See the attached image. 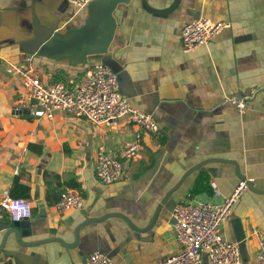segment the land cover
Instances as JSON below:
<instances>
[{
	"label": "crops",
	"instance_id": "crops-1",
	"mask_svg": "<svg viewBox=\"0 0 264 264\" xmlns=\"http://www.w3.org/2000/svg\"><path fill=\"white\" fill-rule=\"evenodd\" d=\"M117 28L108 53L73 67L35 53L54 31L79 25L85 9L68 0H0V192L22 190L30 201L33 239L58 237L70 243L87 218L110 215L78 231L75 247L52 241L28 250L38 264H84L93 250L116 264H156L176 252L172 209L178 202L229 195L240 180L232 163L211 161L189 173L162 204L166 191L191 166L210 157L231 159L255 187L264 189V0H129L114 12ZM207 18L226 21L206 45L182 48L184 22ZM28 63L41 80L75 87L96 62L116 74L119 89L132 106L151 114L159 132L142 130L127 117L94 123L56 114L51 119L18 113L25 93L13 65ZM245 95L239 113L226 95ZM139 136L136 159H122L120 179L102 183L94 172L95 151L103 145L119 155L124 143ZM74 174L84 203L58 213L55 205L65 181ZM214 181L221 196L203 191L190 196L199 175ZM20 186L13 187V181ZM73 188V187H72ZM13 221L0 207L1 228ZM264 234V192L246 188L221 225L222 236L237 242L241 264H258L257 239ZM31 238V239H32ZM242 244V248L240 247ZM207 262V255L203 254ZM3 264V263H0Z\"/></svg>",
	"mask_w": 264,
	"mask_h": 264
},
{
	"label": "built area",
	"instance_id": "built-area-1",
	"mask_svg": "<svg viewBox=\"0 0 264 264\" xmlns=\"http://www.w3.org/2000/svg\"><path fill=\"white\" fill-rule=\"evenodd\" d=\"M76 10L85 9L91 0H68ZM226 21H212L199 18L183 23L180 30L182 48L189 51L208 44L223 28ZM29 58L13 65V70L22 80L26 89L19 94L14 111H28L35 117L53 118L56 114L84 118L94 123L106 122L119 117H127L142 130L157 134L159 127L154 117L132 106L119 89L117 74L106 64L96 62L85 70V77L75 87L63 80L45 82L28 63ZM245 95H226L225 100L233 104L239 113L246 108ZM141 152L139 136L126 141L119 155L99 145L95 151L94 172L102 183H111L121 178L124 172L122 159H136ZM248 180V179H246ZM246 180H239L229 195L221 196L214 181L210 182L213 199H197L178 202L172 209L175 218V237L179 249L156 264H241V251L237 242L225 239L221 225L228 217L234 204L246 187ZM249 181V180H248ZM81 193L72 187L61 192L55 208L65 213L83 206ZM0 207L7 211L11 221L30 219L32 206L28 199L14 197L7 189L0 192ZM257 239L256 260L264 264V234L253 229ZM207 255V262L203 261ZM84 264H116L100 250L91 251Z\"/></svg>",
	"mask_w": 264,
	"mask_h": 264
},
{
	"label": "water",
	"instance_id": "water-1",
	"mask_svg": "<svg viewBox=\"0 0 264 264\" xmlns=\"http://www.w3.org/2000/svg\"><path fill=\"white\" fill-rule=\"evenodd\" d=\"M128 2L129 0H91L85 7V16L82 23L68 27L63 31H54L52 35L38 47L35 53H30L29 57L36 54V56L44 57L53 62L80 67L86 65L90 57L105 55L108 53L117 28L114 12L119 4H127ZM23 113L28 114L29 112L23 111ZM211 161L232 163L235 167L237 177L240 180H246L245 175L239 170L238 163L234 160L210 157L199 161L189 167L179 180L166 191L153 211L150 224L156 220L160 208L162 204L165 203L168 196L179 187L186 176L199 166ZM246 187L254 191L264 192V189L255 187L254 184L248 180H246ZM110 215L123 217L132 226L129 219L121 213H107L101 217L87 218L74 229V240L70 243L58 237L33 239L34 232L30 226L29 219L14 221L11 226L1 228L0 263L38 264L34 260L32 254H29L28 250L30 248L52 241L59 242L68 248L75 247L78 243V231L80 228L91 222L102 220ZM173 220L176 222L175 218ZM240 247L242 248L241 243Z\"/></svg>",
	"mask_w": 264,
	"mask_h": 264
},
{
	"label": "trees",
	"instance_id": "trees-1",
	"mask_svg": "<svg viewBox=\"0 0 264 264\" xmlns=\"http://www.w3.org/2000/svg\"><path fill=\"white\" fill-rule=\"evenodd\" d=\"M61 76V71L58 70L56 73V76L54 77L55 80H59L58 78ZM65 183L73 188H76L77 190H79V183L76 179V176L74 174H70L69 177L67 178V181H65ZM16 186H20L22 187L17 180L13 181V187L15 188ZM24 190H26V188L22 187ZM206 191L210 194H212V189L208 184V177L206 175H199L198 178L196 179V181L194 182V184L192 185L191 189H190V196H193L195 194H198L200 192ZM28 194V192H24L23 190L19 193H13L12 192V196H17V195H21V196H26Z\"/></svg>",
	"mask_w": 264,
	"mask_h": 264
}]
</instances>
